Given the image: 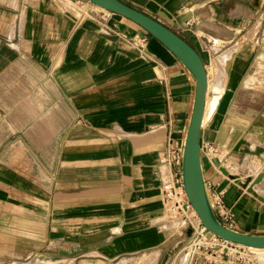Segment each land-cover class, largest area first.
<instances>
[{
	"label": "crops",
	"instance_id": "1",
	"mask_svg": "<svg viewBox=\"0 0 264 264\" xmlns=\"http://www.w3.org/2000/svg\"><path fill=\"white\" fill-rule=\"evenodd\" d=\"M125 1L193 45L209 83L233 55L201 128L204 177L237 230L264 234V0ZM194 97L189 69L136 22L88 0H0V264H174L184 238L161 173Z\"/></svg>",
	"mask_w": 264,
	"mask_h": 264
},
{
	"label": "water",
	"instance_id": "2",
	"mask_svg": "<svg viewBox=\"0 0 264 264\" xmlns=\"http://www.w3.org/2000/svg\"><path fill=\"white\" fill-rule=\"evenodd\" d=\"M88 1L139 24L169 48L189 69L195 79V97L183 144L182 182L187 198L206 232H211L226 241L239 245L264 248V234L247 233L225 226L217 217L212 204L211 194L208 191L204 177L200 145V134L209 83L207 68L200 53L175 31L125 0ZM205 40L213 52L224 47L217 40H208L206 38ZM214 162L223 173L229 174V171L221 165L217 158L214 159Z\"/></svg>",
	"mask_w": 264,
	"mask_h": 264
},
{
	"label": "built area",
	"instance_id": "3",
	"mask_svg": "<svg viewBox=\"0 0 264 264\" xmlns=\"http://www.w3.org/2000/svg\"><path fill=\"white\" fill-rule=\"evenodd\" d=\"M145 41L146 39L144 38H138L134 42L137 46L143 47L145 45ZM208 151L211 154V158H217L220 161L221 165L224 164V156L222 157L221 154L219 155L218 151L215 148L209 146ZM182 157L183 147L180 149H170L166 158L164 159V163L170 167L168 171L161 173V191L168 217H170V214L185 215L189 211H193L194 213V209L189 202V199L187 198L183 187ZM180 195H183V199L179 198ZM211 200L219 220L225 226L237 230L238 225L236 214L233 211L232 207L227 203L225 192L219 191L217 193H212ZM195 232L196 233L194 240L197 242L194 246H190V250L188 252L191 259L195 256L202 255L199 249L201 245H204L205 243H208V246H213L219 245L221 242H229L211 232H206L201 223L198 225ZM223 261L224 260H220L216 264H219Z\"/></svg>",
	"mask_w": 264,
	"mask_h": 264
},
{
	"label": "rangeland",
	"instance_id": "4",
	"mask_svg": "<svg viewBox=\"0 0 264 264\" xmlns=\"http://www.w3.org/2000/svg\"><path fill=\"white\" fill-rule=\"evenodd\" d=\"M209 64H212L209 62ZM210 71V78L214 80V70L212 67L209 69ZM212 95V92H211ZM221 97H219L220 100ZM218 100V102H219ZM218 102L211 108L206 116L205 123L207 122L209 116L217 109ZM211 112V113H210ZM204 123V124H205ZM234 171L235 168H234ZM235 172H231L233 175ZM252 175L256 174L253 173ZM246 175H243L245 177ZM243 183L249 185L251 180L248 178L241 179ZM264 185V182H263ZM252 187L256 188V183H253ZM259 189L262 190V187L259 186ZM181 199H183V195H180ZM169 224L173 225V228H180L183 232L182 237L184 238V243L180 247L182 250L175 260L174 264H179V261L182 257L186 258L189 256L190 246H194L197 241L194 240L195 238V231L198 226H196L197 222L200 221L199 217L196 216L193 211H189L185 215L181 214H170ZM199 251L202 255L195 256L192 258V261H196L197 264H216L220 260L229 261L236 264H264V251H259L255 249H251L248 246L239 245L233 242H221L219 245L208 246V243L201 245ZM191 261V262H192ZM185 264V262L183 263Z\"/></svg>",
	"mask_w": 264,
	"mask_h": 264
},
{
	"label": "bare ground",
	"instance_id": "5",
	"mask_svg": "<svg viewBox=\"0 0 264 264\" xmlns=\"http://www.w3.org/2000/svg\"><path fill=\"white\" fill-rule=\"evenodd\" d=\"M222 55H221L222 57L220 56L221 58H219V60H218V63L220 65V73L221 74L220 75L217 74V75H219V77L217 78V80L214 83H211V82L208 83V90H207V96H206V106H205L203 124L205 123L208 111L211 108H213V106L218 102L219 97H221L223 92H224L225 78L223 75L226 73L227 69L229 68L231 60H233L232 59L233 55L230 52H226ZM211 92H212V95H211ZM230 172H231V170H230ZM245 183H246V181H245ZM194 214L197 216V213L195 211H194ZM249 248L259 250V251H264V248H255V247H249ZM190 261H191L190 256H188L187 259L182 257L179 264H183L184 262H185V264H190Z\"/></svg>",
	"mask_w": 264,
	"mask_h": 264
}]
</instances>
